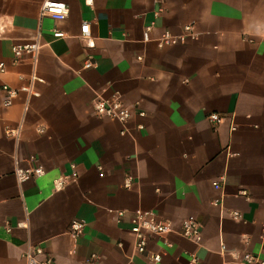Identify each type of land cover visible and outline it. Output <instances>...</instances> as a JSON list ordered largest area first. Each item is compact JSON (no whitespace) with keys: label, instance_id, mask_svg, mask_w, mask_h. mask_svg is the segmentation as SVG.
I'll return each mask as SVG.
<instances>
[{"label":"crops","instance_id":"0c3cea01","mask_svg":"<svg viewBox=\"0 0 264 264\" xmlns=\"http://www.w3.org/2000/svg\"><path fill=\"white\" fill-rule=\"evenodd\" d=\"M43 1L0 0V264H26L28 244L54 264L264 258V0H50L68 5L63 20L40 15ZM188 23L195 38L158 46ZM33 37L36 60L13 64L11 44ZM32 74L35 93L20 89ZM3 84L18 89L7 106ZM113 93L132 108L125 123L93 108ZM17 126L18 136L6 133ZM31 164L44 173L18 182L15 167ZM60 176L68 179L55 188ZM137 208L172 226L144 252L130 230ZM187 218L200 222V242L179 233Z\"/></svg>","mask_w":264,"mask_h":264},{"label":"built area","instance_id":"2783aa9c","mask_svg":"<svg viewBox=\"0 0 264 264\" xmlns=\"http://www.w3.org/2000/svg\"><path fill=\"white\" fill-rule=\"evenodd\" d=\"M68 5L64 2L60 1H50L44 0L40 7V15H50L57 20H63L68 15ZM153 27V23L146 25L144 30V40H150V31ZM198 32L194 27L193 23L185 24L183 27V32L180 34H173L169 30H165L161 36L158 37V46L162 47L164 45L175 44L177 42H181L184 40L185 36H191L195 38ZM66 33L62 30L54 29L53 36L54 37H62L65 36ZM81 35L86 38L87 43L91 45L92 38L90 36V27L89 23L85 22L81 25ZM41 43L38 37H33L28 40H20L13 42L11 44L12 51V60L13 64L18 63L24 58H30L34 62L36 60V56L40 50ZM141 58V57H140ZM94 64L92 58H88L84 64V67H89ZM7 69V64L5 61L0 60V73L5 72ZM38 78L36 75L32 74L30 78V83L27 85L21 86L20 89L26 90L29 93H35L33 91L32 82ZM2 89L6 91V97L3 99V105L7 106L12 103L13 97L17 94L18 89L13 88L7 84L2 85ZM93 108L95 112L100 116H107L109 118L120 121L121 123H125L132 116V108L128 104L125 103L123 98L118 93H113L110 97L96 96L92 102ZM138 115L143 116L145 112L140 110L137 112ZM210 120L213 122H219L222 117L220 114L213 112L209 115ZM41 130V129H39ZM6 133L18 136L20 131V126L10 128H6ZM125 131V127H123L122 132ZM72 167L75 166L74 163L71 164ZM44 173V168L41 165H27L20 166L17 165L14 169V174L18 180V182H23L30 178L40 176ZM68 176H60L54 180L55 188H61L65 182L67 181ZM131 183V178L128 176L125 181V185L129 186ZM213 186L215 188H220L221 184L218 180L213 181ZM214 203H218L217 199L213 200ZM125 211H118V216L124 215ZM232 215L235 218L240 217L239 212L232 211ZM131 220V232L134 234L135 247L138 252H144L147 247L148 240L151 236H163L170 230H172V226L169 222L162 220L156 216V213L151 209H141L137 208L134 210L130 217ZM83 227V222L78 220H72V232L79 233ZM179 233L189 238L194 242H200L202 239L201 233V225L200 222L193 219L187 218L182 220L181 227ZM169 244V242H167ZM225 246L222 244V248ZM22 257L25 260L26 264H54V258L46 253L45 249L40 245H32L28 244L27 248L22 253ZM160 254H154L155 260H160ZM192 262L196 261V256L192 255ZM238 264H264V258H262L259 254L253 252H244L242 254L241 260Z\"/></svg>","mask_w":264,"mask_h":264}]
</instances>
